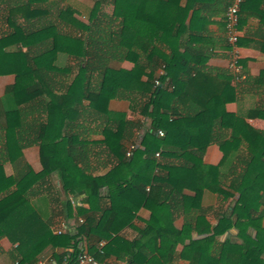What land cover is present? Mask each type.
Wrapping results in <instances>:
<instances>
[{"label":"trees","instance_id":"trees-1","mask_svg":"<svg viewBox=\"0 0 264 264\" xmlns=\"http://www.w3.org/2000/svg\"><path fill=\"white\" fill-rule=\"evenodd\" d=\"M92 1L93 9L85 23L76 18L78 12L72 7L56 8L54 15L51 0H0L4 8L0 77L15 75V83L0 99V132L6 129L8 159L14 163L24 159L21 147L12 139L21 127L15 119L19 107L44 92L53 97L56 114L71 112L73 125L69 126L78 124L80 107L105 119L101 130L104 138L99 141L104 151L93 152L91 146L97 141L80 139L73 130L65 135L59 128L55 139L45 138L41 145L40 173L26 164L23 176L16 180L5 175L0 161V238L17 245V256L24 264L37 263L48 248L65 251L55 255L61 263L65 257L74 262L82 249L104 263L114 254L118 234L133 227L139 211L147 209L150 218L138 237L127 243L128 264H172L177 245L187 241L180 258L190 264H264V132L253 128L245 117L225 110L237 92L230 83L226 86L199 70L189 71L183 83L178 79L174 52L155 59L159 51L156 39L177 50L178 44L170 37L177 36L178 25L183 30L189 8H179L177 0ZM104 5L113 6V14L102 26L98 13ZM147 13L153 15L152 24L145 21ZM21 19L27 25L20 23ZM34 45H44V51L35 56L16 48ZM132 51L142 57L132 70L113 66ZM60 55L72 58L74 64L61 65ZM49 56L57 57L56 69L42 66ZM159 69L165 73L158 75ZM94 82L98 87H92ZM5 97L14 100L13 108L5 107ZM117 98L131 103L130 110L137 117L134 121L128 120L126 113L111 111L110 102ZM188 100L195 104L186 105ZM247 116L264 118V111L256 108ZM66 119L64 116V124ZM142 120H148L150 126L145 127ZM180 120L185 131H180ZM50 124L56 126L54 120ZM203 126L212 128L210 143L223 153L220 164L207 169L200 165L204 152L194 148L189 136L190 130ZM142 130L140 146L128 157L129 147ZM158 130L165 132L164 137L157 134ZM103 155L114 161L99 174L92 170L89 160ZM54 173L60 191L82 197L87 205L76 209L68 201L61 205L75 220L73 230L62 235L53 230L60 191L53 182L43 184V188L36 186ZM42 192L57 200V209L50 217L31 200ZM205 192L218 194L225 203L238 195L215 225L201 207ZM180 217L184 224L177 228L175 222ZM233 228L239 230L241 243L229 239L221 242L220 237ZM250 229L256 230L255 237ZM193 232L204 237L193 239ZM164 233L174 239L163 243L162 249L158 239ZM103 240L109 243L101 247Z\"/></svg>","mask_w":264,"mask_h":264},{"label":"crops","instance_id":"crops-1","mask_svg":"<svg viewBox=\"0 0 264 264\" xmlns=\"http://www.w3.org/2000/svg\"><path fill=\"white\" fill-rule=\"evenodd\" d=\"M231 2L232 0H177L179 8H189L188 17L183 30H181V25H178L177 36L175 37L171 35L170 37L173 38V43L178 44L177 50L172 51L168 45L156 39L155 42L159 47V51L158 54L155 55V59L158 61V56L160 55L168 57L175 54L179 63L178 79L183 83L188 80V72H195L196 70L219 78L227 84L226 86H229L228 84L230 83V86L236 88L237 92L235 93V99L226 103L225 110L228 113L245 117L247 123L253 128L264 132V118L257 117L250 119L247 116L251 110L256 108H260L264 111V0H246L241 9L239 24V66L241 67V75L243 79L239 82L234 80L233 72L230 70L231 49L227 41L225 15ZM50 8L53 9L52 6H50ZM73 9L78 12L77 8ZM7 11L8 8L5 6V15ZM78 14H80V12H78ZM50 18L57 22L56 18H52L51 16ZM145 21L146 23L152 24L154 22L153 15L147 13ZM20 23L27 25L22 19ZM6 30L7 23L5 21V33ZM37 40L38 39H35L33 42L35 43ZM49 42H51V40H49ZM16 48L20 51L23 50L22 52L24 53L30 52L35 56L44 51L42 50L44 45H34L32 47L17 46ZM12 50L13 49H11V51ZM62 57V55L58 57L61 65L68 67L74 64L72 58L63 59ZM44 61V63L42 62V66L46 68L48 66L50 69L55 67L56 69L58 62L57 57L49 56ZM141 61L142 57L140 54L132 51L129 54V57L123 61L114 62L113 66L119 69L132 70L135 65ZM162 73H165L163 69L157 71L158 75H161ZM144 79L146 80V77H144ZM14 83L15 75H5L0 77V99L5 96L8 87L12 86ZM92 87H98V84L93 83ZM56 94L57 96L59 95L58 93ZM54 104L53 97L47 92H44L40 97H37L30 103H25L19 107L15 119L18 125L21 124V127L18 126L20 129H16L12 139L16 140L18 146L21 147V152L24 156L22 163H20L19 160L14 163L12 160L8 159L6 149L4 148V144L7 140L6 129L5 133L0 132V161L3 163L5 175L12 176L16 180H19L23 176V173L21 174V172L25 171L24 168L26 167V164H28L34 172L40 173L43 170L40 158L41 145L45 138H48L49 140L55 139L59 132V128H63L62 132L65 135L73 130L80 139H85L91 142L97 141V145L93 144L91 146L93 152L97 153L100 152V150H105L104 145H99V141L104 138L102 135L103 133H101L105 121L103 117H100L95 112L92 114L86 113L84 112V109L80 107L81 114L77 119L78 124L72 127L69 126L70 124L73 125L71 112L70 114L67 113L64 115L63 113V115H58V113L56 114ZM114 104L118 105L121 109L113 110ZM189 104L194 105L195 102L192 100L186 101V105ZM14 106V100L5 97V107L13 108ZM129 107H131V103L125 98L113 99L110 102V109L113 112L125 113L128 111ZM64 116L67 118L65 124ZM135 118L137 117L134 116L132 112L127 115V119L130 121H134ZM51 120L56 122V126H51ZM141 122L144 123L145 127H149V125H146L147 123H150L148 120H142ZM179 125L180 131H185L183 126L181 127V120ZM211 133L212 128L210 126H203L189 131L191 144L194 148L204 152V157L200 165L201 168L205 169L210 166H217L223 159V153L219 146L210 143ZM47 134L48 136H46ZM16 149L17 148L14 147V150ZM100 161L101 159L92 156L89 163H92V170L102 174L108 169L105 170L104 164L100 163ZM156 172H158V170ZM41 182L42 184L36 183L38 188H43V184L44 186H48L53 182V186L60 191L59 188L61 187V184L56 173L47 176L46 178H42ZM227 183L229 184V179ZM59 193L61 195V199L58 202L60 206L53 218V230L63 224H65L67 231L73 230L75 220L72 217H69L68 213L63 211L61 205L67 201L74 209L87 207V205L82 197L75 195L67 196L63 191H60ZM237 196L238 195L236 194L233 199H230L225 203L221 200L218 194L205 192L201 207L206 211L207 220L212 225H215L217 223V218L221 214L227 212L229 206L234 204V199H236ZM31 200L33 204L42 206L44 214L49 217L52 215L53 211L57 209V200H51V197L47 198L43 192L40 196L32 197ZM149 218L150 212L147 209H141L138 213V218L134 221L133 227H127L118 234L119 236L117 238L119 241H117L113 247L114 254L107 257L104 263H101L97 259L99 263L128 264L129 256L126 252L127 243L132 242L138 237L140 229L144 227L145 221ZM183 224L184 220L182 217L175 222L177 228H181ZM262 224L264 226V221ZM248 232L253 237L257 234L254 229H250ZM192 235L193 239L204 237L199 236L196 232H193ZM238 235L239 230L233 228L223 234L220 237V241L224 242L229 239L235 244L241 243V239ZM172 239H174L173 235L164 233L158 239V244L164 249L165 245H163V243ZM105 242V245L109 243V241ZM187 243L188 241L185 245ZM185 245L181 243L177 245L176 257L172 264H190L189 261L180 258V254L184 251ZM16 248L17 245H13L7 238H0V264H24L20 262L19 256H17L16 253ZM63 252L65 251L48 248L42 255H40L39 260L41 258H48L52 261V264H62L63 260L62 263L59 262L56 260L55 255H59ZM69 252H72V249H70Z\"/></svg>","mask_w":264,"mask_h":264},{"label":"built area","instance_id":"built-area-1","mask_svg":"<svg viewBox=\"0 0 264 264\" xmlns=\"http://www.w3.org/2000/svg\"><path fill=\"white\" fill-rule=\"evenodd\" d=\"M246 0H232L231 4L229 5L225 20H226V31H227V41L228 45L231 49V60H230V70L233 72L234 80L236 82H239L243 79L241 75V67L239 66V59H240V53H239V41H240V30H239V24H240V14H241V8ZM163 74V73H162ZM161 74V75H162ZM155 84L158 86L160 85L159 80H156ZM144 131H141L139 133V137L136 140L135 144L131 145L127 151V156L132 157L135 150L140 146V141L142 138ZM157 134L160 137H164L165 132L163 130H158ZM158 156V155H157ZM66 226L63 224L60 227H57L54 230V233L56 235H62L66 233ZM105 241H101L100 246L103 247L105 245ZM35 264H52V261L48 258H41L37 263ZM62 264H100L97 258L91 254L87 249H82L81 253L77 256L76 260L74 262H70V259L68 257H65L63 259Z\"/></svg>","mask_w":264,"mask_h":264},{"label":"rangeland","instance_id":"rangeland-1","mask_svg":"<svg viewBox=\"0 0 264 264\" xmlns=\"http://www.w3.org/2000/svg\"><path fill=\"white\" fill-rule=\"evenodd\" d=\"M54 1V5H52L53 7V14L55 15L56 12V8H60V9H65L68 7H73V8H77L78 12H80V14L77 13L76 18L80 21L83 22H88V17L90 14V11L93 9V5H94V1L92 0H51ZM4 8L0 7V26H2L4 24V21L2 20V12H3ZM113 14V6L111 5H104L102 6V8L100 9V12L98 13L100 19L103 21L102 22V26L105 25V22L107 23L109 16H112ZM2 20V21H1ZM98 81V80H97ZM97 83V82H94ZM121 109L118 105L114 104V108L113 110H119ZM132 111L130 110V107L128 108V111H126L125 113L128 115L130 114ZM146 125L150 126V123H147ZM113 159L109 158L105 155L102 156L100 163L105 164V170L109 169L112 164H113Z\"/></svg>","mask_w":264,"mask_h":264}]
</instances>
